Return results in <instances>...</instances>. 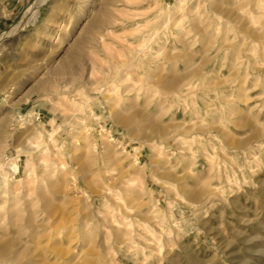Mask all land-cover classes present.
<instances>
[{
	"label": "rangeland",
	"instance_id": "1",
	"mask_svg": "<svg viewBox=\"0 0 264 264\" xmlns=\"http://www.w3.org/2000/svg\"><path fill=\"white\" fill-rule=\"evenodd\" d=\"M31 1L0 0V264H264V0Z\"/></svg>",
	"mask_w": 264,
	"mask_h": 264
},
{
	"label": "bare ground",
	"instance_id": "2",
	"mask_svg": "<svg viewBox=\"0 0 264 264\" xmlns=\"http://www.w3.org/2000/svg\"><path fill=\"white\" fill-rule=\"evenodd\" d=\"M40 3V2H39ZM39 3H36V0H32L31 1V4H37V5H40ZM33 5H32V7H33ZM35 6V5H34ZM35 8H37V6L35 7ZM31 10H33V9H31ZM32 12V11H31ZM35 16V15H34ZM36 16H37V13H36ZM24 17H26V14L24 15ZM24 17H23V19H21V21H20V23L15 27V28H13L12 30H11V32L13 33V32H19V31H21L23 28H24V26H25V24H27L26 23V21H24ZM31 20V19H30ZM34 20V19H33ZM28 22H29V20H27ZM32 21V20H31ZM34 23V22H33ZM5 33H2L0 36H2V35H4ZM2 167V166H1ZM1 169H4V168H1ZM12 169L14 170V171H16L17 170V168L16 167H12Z\"/></svg>",
	"mask_w": 264,
	"mask_h": 264
}]
</instances>
